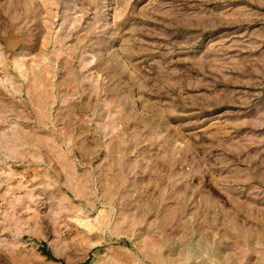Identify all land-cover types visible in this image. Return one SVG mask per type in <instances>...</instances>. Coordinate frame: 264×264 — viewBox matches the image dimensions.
Segmentation results:
<instances>
[{"label":"rangeland","instance_id":"1","mask_svg":"<svg viewBox=\"0 0 264 264\" xmlns=\"http://www.w3.org/2000/svg\"><path fill=\"white\" fill-rule=\"evenodd\" d=\"M0 264H264V0H0Z\"/></svg>","mask_w":264,"mask_h":264}]
</instances>
